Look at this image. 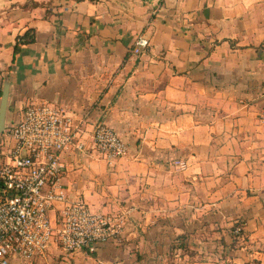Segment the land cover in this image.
<instances>
[{
    "label": "crops",
    "instance_id": "crops-1",
    "mask_svg": "<svg viewBox=\"0 0 264 264\" xmlns=\"http://www.w3.org/2000/svg\"><path fill=\"white\" fill-rule=\"evenodd\" d=\"M6 81L5 129L38 101L79 126L67 202L126 215L118 242L33 264H264V0H0V103ZM98 123L126 157L98 151Z\"/></svg>",
    "mask_w": 264,
    "mask_h": 264
},
{
    "label": "built area",
    "instance_id": "built-area-1",
    "mask_svg": "<svg viewBox=\"0 0 264 264\" xmlns=\"http://www.w3.org/2000/svg\"><path fill=\"white\" fill-rule=\"evenodd\" d=\"M149 46V39L138 35L131 53L142 54ZM79 131L72 116L50 102L38 101L26 104L20 119L1 134L0 264H13L16 258L33 264L46 257L52 244L70 255L120 240L125 214L93 213L82 200L67 202L61 154L84 149L77 140ZM93 142L110 162L129 151L121 135L105 123L95 126ZM176 164L186 168L184 161ZM58 204L62 205L54 220L51 212ZM241 231V226L234 230Z\"/></svg>",
    "mask_w": 264,
    "mask_h": 264
},
{
    "label": "trees",
    "instance_id": "trees-1",
    "mask_svg": "<svg viewBox=\"0 0 264 264\" xmlns=\"http://www.w3.org/2000/svg\"><path fill=\"white\" fill-rule=\"evenodd\" d=\"M35 41H36V34L34 29L32 28L28 29L24 35L18 36L17 42L14 46V56L18 55L21 52V49L24 45L34 43ZM234 228L235 226L233 227V229ZM242 231L239 232L237 237H240L243 234Z\"/></svg>",
    "mask_w": 264,
    "mask_h": 264
},
{
    "label": "water",
    "instance_id": "water-1",
    "mask_svg": "<svg viewBox=\"0 0 264 264\" xmlns=\"http://www.w3.org/2000/svg\"><path fill=\"white\" fill-rule=\"evenodd\" d=\"M10 86L6 81L3 88L2 100L0 103V134L4 133L6 127V114L8 110Z\"/></svg>",
    "mask_w": 264,
    "mask_h": 264
}]
</instances>
